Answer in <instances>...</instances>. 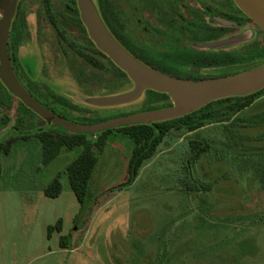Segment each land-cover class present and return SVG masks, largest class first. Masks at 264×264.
<instances>
[{"label": "rangeland", "instance_id": "374dc122", "mask_svg": "<svg viewBox=\"0 0 264 264\" xmlns=\"http://www.w3.org/2000/svg\"><path fill=\"white\" fill-rule=\"evenodd\" d=\"M93 2L100 11V0ZM109 2L127 33L134 32L164 52L178 46L180 33L164 39L144 29L154 7L172 8L177 0ZM181 5L191 8L189 2ZM49 6L45 11V0H19L12 21V38L16 36L12 52L16 51L21 64L18 77L36 100L77 124L166 108L164 102L149 99V89L120 103L89 102L92 97L129 93L135 82L94 49L85 24L70 26L63 34L55 27L54 22H62V13L72 17L78 10L81 18L77 0H49ZM4 13L0 6V18ZM176 25L187 24L177 21ZM259 34L252 25H243L233 36L209 45H226L236 50L235 59L244 62L222 73L216 69L204 73L237 74L264 64V56L260 58V52L252 48L264 45ZM82 52L93 53L102 66ZM158 64L173 70L172 64ZM29 79L45 102L30 91ZM4 99L0 87V117H8L0 142L18 134L13 127L22 115L19 98L14 96L8 108L1 104ZM253 100L231 121L208 123L202 129L212 149L200 161L189 165L191 135L173 131L130 184L126 182L134 143L128 135L112 131L102 150L95 147L99 161L84 203L74 193L67 173V165L82 148L64 149L46 164L41 140L32 132L29 137L20 136L11 152L2 156L0 264H264V121H259L264 116V91ZM171 102L175 103L172 98ZM225 104L215 107L223 109ZM26 115L42 126L49 124L39 115L44 121ZM32 127L25 124L21 130L29 132ZM90 138L95 141L98 136ZM58 174L62 192L47 196L44 188ZM206 182L213 186L202 190L200 185ZM60 219L61 230L55 227L50 234L49 226ZM63 236L66 248L61 245Z\"/></svg>", "mask_w": 264, "mask_h": 264}, {"label": "trees", "instance_id": "16d2710c", "mask_svg": "<svg viewBox=\"0 0 264 264\" xmlns=\"http://www.w3.org/2000/svg\"><path fill=\"white\" fill-rule=\"evenodd\" d=\"M75 6L77 9L76 4ZM49 9H50L49 0H45V11H48ZM75 13L76 15L73 14L74 16L72 17H69L65 13H62L60 15L62 22L60 24L54 22L55 27L60 31L61 34L65 33L66 32L65 29L70 26L84 27V23L78 14V10H76ZM100 13L106 25L110 29V31L114 32L115 35L119 36V31H117V27L119 28L120 22L115 16L114 9L110 5H108V0H100ZM16 30L18 32L17 34L20 35L21 31L19 30V28H17ZM15 42H16V36L11 38V44L9 43L10 52H12V50L14 49L13 46H15L14 44ZM92 44L95 50L102 53L105 57H107L110 60V62L114 66H116L115 63L111 60V58H109L106 54H104L101 50L97 48L96 44L93 41ZM127 46L132 51L134 50L132 42H130V44ZM73 48L77 49L80 52L77 45H74ZM252 48L260 52L261 54L259 55L260 58L264 56L262 55L264 53V45H255V47ZM146 53L151 54L149 49H147ZM81 54L90 62L92 61L95 65L102 66V64H100V60H96L97 57L93 53L87 54V52L85 53L82 52ZM235 55L237 54L235 53L234 55H231V57L228 59L220 58L218 62H215L212 65H214L217 70L223 72L224 70H226V68L244 62L235 59L236 57ZM11 59L16 74L18 75V66L21 64L17 57L16 51H14L13 54L11 53ZM146 64L163 73L178 78L190 79V80L209 79V78L232 75V74H221L219 76L208 77V76H202L201 74H198L196 71H188L185 66L172 64L171 66L173 70L172 69L167 70L164 69L160 64H148V63ZM206 66L207 65L205 64L203 65L201 64V67H206ZM119 70L126 75V73L123 70L121 69ZM27 84L30 88V91H32V93L37 98L43 99L42 92L32 87L31 79L28 80ZM0 87L2 88L5 98L4 101L1 102V104H4L8 108L9 106H11L12 98L14 96L9 92V90L1 82V80H0ZM263 91L264 88L248 95L230 96V97L214 100L204 105L203 107L194 110L189 114L177 118L155 122L152 124L138 123L134 125H125L118 128L107 129L98 133H72L62 127H55L52 124H46V126H42L37 122H32V120H29L27 118V115L25 116L26 113H31L33 116L38 117L42 121L44 120L40 118L30 108H28L22 101H20L19 109L21 110L22 115L18 117L17 124L15 127H13L14 130L18 132V134L9 137L7 140L3 142H0V177L2 175V169H3L2 156L3 154H8L11 152L12 145L20 136L29 137L30 133L32 132L33 133L32 135L37 136L41 140L43 144V162L46 164L50 163L56 157H58L64 149L72 150L74 148L81 147L82 150L79 153V155L67 165V173L69 176L70 185L74 193L76 194L78 200L81 203H84L89 195L90 181L92 179L93 173L99 161L98 155L95 151V147H97L99 150H102L105 145L106 139L112 133V131H119L128 135L134 143V148L129 165L130 176L128 181L126 182V184H130L138 176L143 165L147 161L155 157V155L159 151L160 145L164 143L166 137L169 135V133L173 131H185V133L191 135L189 136V144L191 146V153L190 154L188 153L189 165L200 161V159L205 154L209 153L212 149V143L211 141H209L207 137H205L202 134L201 132L202 129L208 123H214V122L222 123V122L231 121L234 117H236L238 113H240L245 108L251 106L254 102L253 98L256 95L262 93ZM148 92H149L148 97L151 101L165 103L162 107H167L172 105L169 94L164 92H158L151 89H149ZM50 94L53 95L54 98L57 97L52 91H50ZM44 104L48 106L46 102ZM222 104H225V108L221 109L219 107L218 108L215 107V105H222ZM51 109L57 112L56 109L53 108ZM60 114L62 115V113ZM0 120H2L0 122V130H2L5 127V125L8 123V117L7 116L3 118L0 117ZM257 121L255 123H257ZM259 121H264V116L263 117L261 116ZM25 124L32 125L33 126L32 130L29 132L22 131L21 127L25 126ZM90 136H98V138L97 140L93 141L90 138ZM212 186H213L212 182H206L201 184L200 188L202 190H209L211 189ZM62 188H63L62 182L60 180V175L58 174L45 186L44 193L50 197H57L61 194ZM186 188L192 189V186L187 185ZM61 223L62 220L60 219L58 220L55 226L50 225L49 233L51 234V232L54 230L55 227L61 230ZM66 240H67L66 236H63L61 239V245L64 248L67 247Z\"/></svg>", "mask_w": 264, "mask_h": 264}, {"label": "water", "instance_id": "95a60500", "mask_svg": "<svg viewBox=\"0 0 264 264\" xmlns=\"http://www.w3.org/2000/svg\"><path fill=\"white\" fill-rule=\"evenodd\" d=\"M19 0H0L5 8L0 18V79L6 88L37 115L55 127L72 133H98L111 128L151 123L184 116L225 97L248 95L264 88V64L242 73L216 78L190 80L163 73L139 60L113 35L93 0H77L81 19L97 47L108 55L135 82L129 93L92 97L93 104H113L136 98L146 89L168 93L170 107L113 118L95 124H77L48 109L25 88L14 69L9 37ZM236 5L264 32V0H234Z\"/></svg>", "mask_w": 264, "mask_h": 264}, {"label": "flooded vegetation", "instance_id": "af4514ba", "mask_svg": "<svg viewBox=\"0 0 264 264\" xmlns=\"http://www.w3.org/2000/svg\"><path fill=\"white\" fill-rule=\"evenodd\" d=\"M185 2H189L191 8L184 6L183 9L181 3ZM108 5L111 6L109 0ZM150 16L149 25L144 26L145 30L152 34H160L164 39L173 37L174 35L171 34L174 32L181 34L176 39L179 44L174 47V50L161 51L158 46L152 45L149 40L139 38L134 32L127 33L125 24L121 21H119L118 28L119 36L112 33L128 51L145 64L161 62L185 66L188 71H196L202 76H215L204 72L216 69L212 64L218 62L220 58L228 59L237 53L236 50L226 45L222 47H210L209 45L233 36L236 30L243 25H252L259 31V37L264 39L262 29L236 5L234 0H177L172 8L161 10L154 7ZM177 21L187 25H181L179 28L176 25ZM12 28L11 26L10 44ZM130 42H132L133 51L127 46ZM155 47L158 49L156 50ZM147 49L151 54L146 53ZM11 53L13 54L10 52V55ZM201 64L207 66L201 67Z\"/></svg>", "mask_w": 264, "mask_h": 264}]
</instances>
